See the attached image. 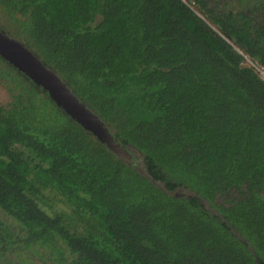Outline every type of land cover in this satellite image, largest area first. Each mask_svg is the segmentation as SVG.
I'll list each match as a JSON object with an SVG mask.
<instances>
[{
  "label": "trees",
  "instance_id": "obj_1",
  "mask_svg": "<svg viewBox=\"0 0 264 264\" xmlns=\"http://www.w3.org/2000/svg\"><path fill=\"white\" fill-rule=\"evenodd\" d=\"M0 14L172 191L0 56V264H264V0H0Z\"/></svg>",
  "mask_w": 264,
  "mask_h": 264
},
{
  "label": "water",
  "instance_id": "obj_2",
  "mask_svg": "<svg viewBox=\"0 0 264 264\" xmlns=\"http://www.w3.org/2000/svg\"><path fill=\"white\" fill-rule=\"evenodd\" d=\"M0 56L20 74L29 79L30 82L44 92L59 107L75 117L86 129L91 131L95 137L101 142H104V144L116 155L123 158L128 164H133L134 167L152 183L162 187L164 191L172 193L171 190H167L165 187L161 186L159 182L154 180L144 168L140 165L138 166L137 162H134L127 148H124L113 139V136L109 133L101 119L79 101L74 92L54 71L42 63L28 47L24 46L20 41L9 37L4 31H0ZM191 193L195 194L194 192ZM175 196H177V194ZM200 200L202 203L209 206L205 199L200 198ZM210 211L215 213L212 208ZM232 232L238 236L240 240H245L244 237L238 234L234 229H232ZM249 249L253 255L256 256L251 245H249Z\"/></svg>",
  "mask_w": 264,
  "mask_h": 264
},
{
  "label": "rangeland",
  "instance_id": "obj_3",
  "mask_svg": "<svg viewBox=\"0 0 264 264\" xmlns=\"http://www.w3.org/2000/svg\"><path fill=\"white\" fill-rule=\"evenodd\" d=\"M1 14H0V24H4V21L6 20H3L1 19ZM5 18V17H4ZM7 19V18H6ZM2 21V22H1ZM1 31V30H0ZM12 38V37H11ZM15 39V38H14ZM9 93H8V90L6 88V86L0 81V102L1 103H6L9 101ZM137 162V165H140L142 164L141 161H136Z\"/></svg>",
  "mask_w": 264,
  "mask_h": 264
},
{
  "label": "clouds",
  "instance_id": "obj_4",
  "mask_svg": "<svg viewBox=\"0 0 264 264\" xmlns=\"http://www.w3.org/2000/svg\"><path fill=\"white\" fill-rule=\"evenodd\" d=\"M261 71H262V69H261Z\"/></svg>",
  "mask_w": 264,
  "mask_h": 264
}]
</instances>
